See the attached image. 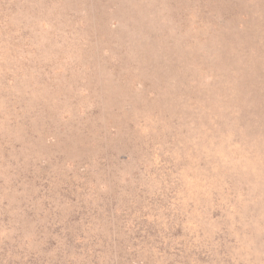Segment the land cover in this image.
Returning <instances> with one entry per match:
<instances>
[{"label":"rangeland","instance_id":"rangeland-1","mask_svg":"<svg viewBox=\"0 0 264 264\" xmlns=\"http://www.w3.org/2000/svg\"><path fill=\"white\" fill-rule=\"evenodd\" d=\"M0 264H264V0H0Z\"/></svg>","mask_w":264,"mask_h":264}]
</instances>
